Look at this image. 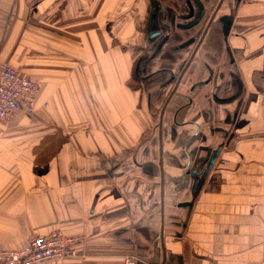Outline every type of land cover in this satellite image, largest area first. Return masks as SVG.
I'll return each instance as SVG.
<instances>
[{"label": "crops", "instance_id": "crops-1", "mask_svg": "<svg viewBox=\"0 0 264 264\" xmlns=\"http://www.w3.org/2000/svg\"><path fill=\"white\" fill-rule=\"evenodd\" d=\"M237 1L199 0L186 33L204 40L161 129L133 88L149 0H0V60L39 86L0 123V249L61 232L76 256L47 264H264V0ZM200 146L220 153L193 195Z\"/></svg>", "mask_w": 264, "mask_h": 264}, {"label": "flooded vegetation", "instance_id": "flooded-vegetation-1", "mask_svg": "<svg viewBox=\"0 0 264 264\" xmlns=\"http://www.w3.org/2000/svg\"><path fill=\"white\" fill-rule=\"evenodd\" d=\"M189 2L190 0H149L142 30L145 46L139 47V56L132 69V75L137 79L139 89L142 85L145 91L148 107L155 106L152 103V98L159 103L157 107L161 109V114L156 118L161 129L165 109L170 103L176 102L180 85L186 77L194 54L197 52L198 48L195 50L194 47L204 40L205 34L200 33L194 38L188 36L187 30H184L189 23V19H185L189 15L188 11L185 13ZM190 42H196L194 47ZM190 102V100H186L183 105L176 106L169 115L168 121L173 127L183 128L192 123L176 122L178 114L189 107ZM196 136L202 139V135L197 130V133L193 135V138H189L187 143H190ZM185 151L187 159L181 167L190 170L194 168L195 164L193 165L190 160V152L188 154ZM195 153L198 154V157L203 155L199 170L204 172L208 161L207 149L200 146L195 150Z\"/></svg>", "mask_w": 264, "mask_h": 264}, {"label": "built area", "instance_id": "built-area-1", "mask_svg": "<svg viewBox=\"0 0 264 264\" xmlns=\"http://www.w3.org/2000/svg\"><path fill=\"white\" fill-rule=\"evenodd\" d=\"M38 93L39 86L32 78L0 60V123H11L20 112L33 113ZM82 239L61 232L31 236L21 248L0 249V264H47L73 258Z\"/></svg>", "mask_w": 264, "mask_h": 264}, {"label": "water", "instance_id": "water-1", "mask_svg": "<svg viewBox=\"0 0 264 264\" xmlns=\"http://www.w3.org/2000/svg\"><path fill=\"white\" fill-rule=\"evenodd\" d=\"M237 4H238V1L235 0L234 7H236ZM200 5L201 4L199 3V0H190V2L187 4V9H188L189 15H187V17L185 19H189V23L184 28V30L190 31V30L194 29L201 22L205 11L202 8V6H200ZM217 11H218V7L213 12L212 16L210 17L207 29L215 23ZM230 19L231 18L229 16H221L217 20V22H219L222 26V35L224 36V38H227L229 36L230 27H231ZM193 43L194 42H190V44H193ZM219 153H220V148H217L214 152H208L207 151L206 157H207L208 161H207V167L204 170V172L201 173L200 171L196 170L195 167L191 168L190 170H187L185 172L184 177L185 178L189 177L192 179L191 193L193 195H195L196 192L198 191V189L200 188L201 182H203L207 178V176L209 175L214 163L216 162V160L219 156ZM183 206L191 207V203H184Z\"/></svg>", "mask_w": 264, "mask_h": 264}, {"label": "trees", "instance_id": "trees-1", "mask_svg": "<svg viewBox=\"0 0 264 264\" xmlns=\"http://www.w3.org/2000/svg\"><path fill=\"white\" fill-rule=\"evenodd\" d=\"M133 88L139 89V85L137 84V82H135V85L133 86Z\"/></svg>", "mask_w": 264, "mask_h": 264}, {"label": "rangeland", "instance_id": "rangeland-1", "mask_svg": "<svg viewBox=\"0 0 264 264\" xmlns=\"http://www.w3.org/2000/svg\"><path fill=\"white\" fill-rule=\"evenodd\" d=\"M133 85V84H132ZM134 86V85H133ZM131 264V263H130Z\"/></svg>", "mask_w": 264, "mask_h": 264}]
</instances>
